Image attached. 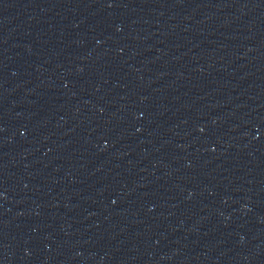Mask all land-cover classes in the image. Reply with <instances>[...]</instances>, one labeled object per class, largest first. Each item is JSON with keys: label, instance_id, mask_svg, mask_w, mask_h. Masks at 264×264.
<instances>
[{"label": "water", "instance_id": "obj_1", "mask_svg": "<svg viewBox=\"0 0 264 264\" xmlns=\"http://www.w3.org/2000/svg\"><path fill=\"white\" fill-rule=\"evenodd\" d=\"M0 264H264V0H0Z\"/></svg>", "mask_w": 264, "mask_h": 264}]
</instances>
